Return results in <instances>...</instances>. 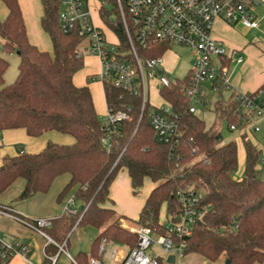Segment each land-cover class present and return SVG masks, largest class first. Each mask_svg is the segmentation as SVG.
<instances>
[{
  "label": "trees",
  "instance_id": "obj_1",
  "mask_svg": "<svg viewBox=\"0 0 264 264\" xmlns=\"http://www.w3.org/2000/svg\"><path fill=\"white\" fill-rule=\"evenodd\" d=\"M102 5L103 22L124 39L119 29L118 10L114 0ZM8 9L0 19V131L24 128L28 135L38 137L48 132H60L74 138L71 144L48 141L37 153L21 152L7 156L0 166V195L18 178L25 185L18 199L50 190L54 180L63 174L69 181L58 200L74 196L83 205L75 215L62 214L53 218L46 232L57 243H69L75 226L101 229L92 243V256L99 253L103 240L132 248L137 235L121 224L111 185L121 170L130 179L137 194L149 180L156 185L145 199L136 220L139 225L164 233L166 224L160 221L163 205L166 217L180 219L181 207L176 197L179 188L194 186L203 193L202 219L198 220L186 238L185 254H199L210 261L224 257L229 264L264 262V177L259 166L260 149L245 135L238 140L220 144L219 127H207L196 113L190 112L191 101L180 91L182 82H173L160 93L180 116L183 137L171 157L169 148L156 139L149 122L150 104L142 111V99L132 96L111 83H104L107 107L127 111L129 117L116 124L110 144H104L107 132L97 113L88 85L77 86L74 75L83 68L84 57L77 49L84 38L76 30L65 33L61 28L60 11L64 0H41V26L49 35L53 52L42 50L29 40L19 0H3ZM166 46L150 53H164ZM19 56L18 75L5 84L9 61L4 55ZM234 102H215L220 122H236L231 116ZM239 145L246 158L240 168ZM243 171L241 179L236 172ZM71 194V195H70ZM68 197V198H67ZM48 255L59 248L53 243L45 247ZM78 264H88L89 257L79 253ZM9 262V261H8ZM0 260V264H7ZM45 258V263H46ZM72 264V263H71Z\"/></svg>",
  "mask_w": 264,
  "mask_h": 264
},
{
  "label": "built area",
  "instance_id": "obj_2",
  "mask_svg": "<svg viewBox=\"0 0 264 264\" xmlns=\"http://www.w3.org/2000/svg\"><path fill=\"white\" fill-rule=\"evenodd\" d=\"M118 10L119 25L124 33L122 39L116 31L109 28L114 41L108 39L107 33L98 28L93 21L89 0H64L60 11L61 28L69 33L76 30L84 38V43L77 49L78 57L95 54L101 62V70L96 78L104 83L108 82L115 87L128 92L132 96L142 99V111L147 103L150 104V86L158 90L169 88L173 82H182L180 91L191 101L189 111L196 112L195 104L203 101V105L212 102L207 98L204 83H211L214 91L234 88L229 77L231 62L244 61L243 57L232 49L227 51V45L214 34L215 25L222 21L227 26L242 25L246 28H259L264 18V0H114ZM107 1L103 0L102 5ZM101 5V6H102ZM101 8V7H100ZM103 21V20H102ZM180 44L189 48L195 55L192 67L184 81L171 78L164 70V55L173 44ZM164 45V53L151 56L159 46ZM234 108L231 116L236 122H229L227 127L231 132L241 129V136L252 137L251 123L254 121V130H259L264 122V83L255 91L246 92L234 90L231 98ZM103 122L107 135L103 139L105 145L110 144L111 135L116 124L129 117L127 111H113ZM149 122L153 127L158 142L167 145L170 156L174 155L180 146L183 131L180 116L173 109L171 103L155 106L150 112ZM260 149L259 166L264 174V146ZM239 171L236 179H241ZM180 203L181 214L178 221L173 216H167L165 232L153 231L144 225L129 227L136 233V244L127 250L119 260L116 250L111 257L119 264H187L185 249L186 238L191 235L193 225L204 215L201 208L203 193L194 186L188 185L176 191ZM75 198L70 196L64 206L63 214L75 215L78 207L74 205ZM0 214L9 216L24 224L32 232L38 233L46 239V244L53 243L59 250L54 255L44 251V264H57L62 253H65L72 264H78L67 250V243H57L46 232L53 218H32L17 212L15 209L0 205ZM157 236V238L154 237ZM105 241V240H104ZM158 245L167 254L150 253L152 245ZM33 247L18 239H9L0 231V260L8 262L16 256L26 258ZM105 251V245L100 244L99 253ZM174 261H170V257ZM29 261V260H28ZM88 264H104L100 259L92 257Z\"/></svg>",
  "mask_w": 264,
  "mask_h": 264
},
{
  "label": "rangeland",
  "instance_id": "obj_3",
  "mask_svg": "<svg viewBox=\"0 0 264 264\" xmlns=\"http://www.w3.org/2000/svg\"><path fill=\"white\" fill-rule=\"evenodd\" d=\"M91 7L94 12V17L96 21L101 25V27L106 31L108 39L114 41L113 36L108 30V27L100 22V17L98 14V8L101 6V0H91ZM111 4H106L107 8H111ZM0 8L4 9V2L0 0ZM214 34L216 37L223 39L227 45V51L232 49L236 50L239 53L246 64L248 66L247 71L243 72V68L241 65L236 63V57L234 58L230 68H229V77L230 81L234 88L228 90H219L214 91L211 83H204L203 87H205L207 98L212 102L209 106L203 105V101L195 104L196 113L205 121L207 127H219L222 132V139L220 144H224L231 140H238L241 136V129L238 131L231 132L227 127V121L220 122V118L216 111L215 102L217 100H222L224 103H229L234 94V89L245 91L242 87L237 86L233 81L235 77L240 74V76H249L254 75L255 73L264 74V18L260 22L259 28H246L242 25L236 26H227L222 21H218L215 25ZM49 43L51 44V52H53V46L51 39L48 38ZM1 43H0V55H2ZM9 61V67L5 72L4 80L5 84H10L15 81L18 75V65H19V56L16 53L4 55ZM84 66L76 75L78 79H84V82L87 81L90 84V88L94 92L95 100H96V109H98L97 113L102 122H104L108 109L106 106L104 89H103V81L100 79L92 78L96 76L97 72L100 69L99 57L95 54H87L84 57ZM195 58L194 53L187 47L182 46L180 44H173L170 50L164 55V63L163 68L167 71L171 78H178L181 81L186 79V76L192 67L193 60ZM252 67V68H251ZM251 68V69H250ZM240 72V73H239ZM243 72V73H242ZM244 74V75H243ZM93 75V76H92ZM244 76V77H245ZM154 83L151 82L150 88V112L154 109L155 106H160L165 104V100L159 95L158 90ZM255 122L253 121L250 125V129H252V135L256 140L257 146L259 148H263L264 146V122L259 127V130L255 131L254 128ZM246 158L245 149L239 145V160H240V168L241 170L244 167ZM240 175L243 174V171L239 172ZM239 175V176H240ZM264 177V174H263ZM150 184L149 180L145 181L144 187H147ZM156 184L154 183V186ZM143 191L141 190L137 193L136 196H141ZM126 202V200H124ZM74 205L79 207V201L76 199L74 201ZM118 215V214H117ZM123 217V216H122ZM160 221L162 223H167L166 219V205H163L160 214ZM121 224L124 228L129 229V227L139 225L137 221H134L130 217H123L121 219ZM130 230V229H129ZM101 229L93 227V226H75L69 236V243L67 245V250L75 259L79 253H85L90 259L92 256V243L94 238L100 233ZM34 234L39 235L38 233L33 232ZM157 238L156 235H154ZM39 239H27L25 243L32 244ZM38 242V241H37ZM102 244L105 245V251L98 255L95 258L100 259L104 264H117V262L111 257V253L113 250H116L117 257L120 256L121 252L127 250V247L114 242H106L102 241ZM150 253H158L167 256L166 252L162 250L158 245H152L149 249ZM27 257L30 258V255L27 254ZM32 258V257H31ZM36 263L39 261L37 258H33ZM184 261L187 264H226V259L221 257L216 261H210L202 255L199 254H190L186 255ZM23 264L25 261L21 260ZM90 263V262H89ZM10 264V263H9ZM58 264H71L70 258L62 253L60 256ZM255 264H264L263 263H255Z\"/></svg>",
  "mask_w": 264,
  "mask_h": 264
},
{
  "label": "crops",
  "instance_id": "obj_4",
  "mask_svg": "<svg viewBox=\"0 0 264 264\" xmlns=\"http://www.w3.org/2000/svg\"><path fill=\"white\" fill-rule=\"evenodd\" d=\"M102 1L103 0H101V3ZM19 2L23 12V17L25 20L29 40L31 41V43L35 44L40 49L51 52V44L48 40V38L50 37L41 26V17L43 15V5L41 0H19ZM90 3L91 0H89V5L94 24L106 33V31L101 27L98 21H96ZM4 6V9L0 8V19H4L8 14V9L5 4ZM100 7L97 10L100 17V22L105 24L100 16ZM108 30L110 29L108 28ZM110 33H112L111 30ZM111 35L114 38L113 33ZM99 63L100 69L96 73L97 75L101 70V62L99 61ZM237 64L242 66L243 72L247 71L248 66H246L244 61ZM79 71L73 77L74 83L77 86L88 85L90 87L88 81L85 83L84 79H78L76 77ZM240 74L235 77L233 82L237 86L245 89L246 92L255 91L264 83V74L255 73L254 75L251 74L249 76H245L243 74L245 77L240 76ZM97 75L92 78H96ZM90 90L96 107L97 104L94 92L91 88ZM234 90H236V88ZM96 110L98 111V109ZM48 141H53L61 144H71L74 142V138L68 134L55 131L45 133L38 137H32L28 135L27 131L24 128L5 129L0 131V166L2 165L3 159L5 157L15 156L23 151L29 153H37L44 149ZM69 179L70 176L68 174L60 175L54 180L48 192L37 193L30 198L19 200L18 196L25 185V180L23 178H18L0 195V205H7L15 209L17 212L32 218L58 217L63 214L64 206L67 201L66 199L59 201L58 195L63 189V187L67 184ZM153 187L154 184L150 182L147 187H143L141 189L143 191V194L141 196H136L137 194L133 193L131 179L128 173L125 170H121L115 177L110 188V195L115 202L114 208L117 214L123 217H130L131 219L136 221L144 205L145 199ZM124 200H126V202H124ZM79 206H81L80 202ZM0 231L6 234L9 239H18L22 242H26L25 240L27 239H39L37 240L38 242L35 241L34 243L30 244L33 247V250L27 253L30 255V258L27 257V254L26 258L22 256H16L11 259L7 264H23L21 260L25 261V263L27 264L45 263L44 251L47 244L46 239L43 236L34 234L24 224L16 221L13 218H10L9 216L2 214H0ZM127 250L121 252L120 256L118 257L119 260L122 256H124ZM33 258H37L39 262L36 263ZM117 264H119V262H117Z\"/></svg>",
  "mask_w": 264,
  "mask_h": 264
},
{
  "label": "water",
  "instance_id": "obj_5",
  "mask_svg": "<svg viewBox=\"0 0 264 264\" xmlns=\"http://www.w3.org/2000/svg\"><path fill=\"white\" fill-rule=\"evenodd\" d=\"M119 28H120V29L122 28L121 25H119ZM82 208H83V205L80 206V209H82ZM170 261H171V262L174 261V257H173V256L170 257ZM226 264H229V261H228V260H226Z\"/></svg>",
  "mask_w": 264,
  "mask_h": 264
}]
</instances>
